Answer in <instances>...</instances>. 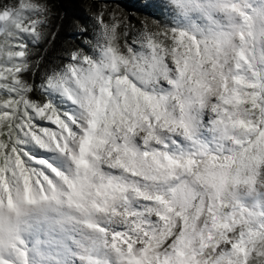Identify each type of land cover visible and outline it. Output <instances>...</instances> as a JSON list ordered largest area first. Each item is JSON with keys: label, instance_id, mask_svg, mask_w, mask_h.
I'll return each instance as SVG.
<instances>
[{"label": "snow or ice", "instance_id": "snow-or-ice-1", "mask_svg": "<svg viewBox=\"0 0 264 264\" xmlns=\"http://www.w3.org/2000/svg\"><path fill=\"white\" fill-rule=\"evenodd\" d=\"M82 8L93 39L88 25L73 29L91 54L66 42L44 82L69 114L31 97L25 76V37L44 45L43 61L67 18L53 0H0V264H87L94 232L120 264H264L256 15L226 3L231 30L200 40L150 18L135 29L108 0ZM167 8L187 23L209 11L204 0ZM21 137L63 156L67 172L21 151Z\"/></svg>", "mask_w": 264, "mask_h": 264}, {"label": "trees", "instance_id": "trees-1", "mask_svg": "<svg viewBox=\"0 0 264 264\" xmlns=\"http://www.w3.org/2000/svg\"><path fill=\"white\" fill-rule=\"evenodd\" d=\"M214 0H204L207 3L205 6L209 11L203 14L197 13V18L191 23L186 22V15L181 13L177 14L170 8L166 9L168 0H108V2L119 5L125 13L128 14V19L135 29H139L141 25V18H150L148 23L159 25L162 28L172 29L177 31H187L195 35L197 39L208 40L217 38L219 33H222V25L219 20L212 16V11L215 4ZM175 2V0H172ZM215 2H219L215 0ZM54 7L61 15L65 16L67 19L59 27V31L56 35V39L53 42V46L46 54H44L43 61L39 60V57L44 53V45L37 42V39L32 37H25V41L28 43V47L33 51V55L29 57L33 61V67L28 72L25 73L26 78L32 85V92L29 94L31 97L36 99L46 98L48 102L52 103L55 108L60 112L67 111L69 114L72 113L74 106L71 104L67 98L58 91L46 90L44 88L45 78L50 74L51 65L54 59H63L58 57L57 54L66 44V42L74 41L77 45L83 47L86 52L91 54L92 50L81 43V34L74 31L73 24L75 21H79L81 24H86L89 26V32L84 33L88 39H93V21L85 13L82 5L85 0H53ZM264 9V0H257L255 6L253 7L250 14L255 12H262ZM56 29V25H53V30ZM135 30L129 33V36L134 35ZM135 47V46H134ZM7 95V93L5 94ZM37 123L43 122L37 121ZM23 139V143L17 145L18 148L23 152L29 153L30 156L36 159L47 160L48 163L56 166L60 162L61 155L59 153L46 152L36 146L28 139ZM30 166L31 161L29 162Z\"/></svg>", "mask_w": 264, "mask_h": 264}, {"label": "rangeland", "instance_id": "rangeland-1", "mask_svg": "<svg viewBox=\"0 0 264 264\" xmlns=\"http://www.w3.org/2000/svg\"><path fill=\"white\" fill-rule=\"evenodd\" d=\"M219 2L213 1L215 4L212 11V16L219 20L222 25L223 31L218 34V37L223 35L225 32L231 30L235 24V18L230 17L228 14L223 12V7L226 3H236L239 7L243 8L247 12H251L255 6L257 0H218ZM206 6L207 3L204 2ZM256 15V52L259 56L261 54V45L264 44V9L262 12L252 13ZM53 166V165H52ZM53 167H57L61 171L67 172L68 164L64 157L61 156L60 162ZM96 222L103 225H107L110 221L107 217H96ZM109 241H106L104 235L101 233L94 232L91 234L90 240L85 248L83 255L88 258L87 264H120L119 257L109 247Z\"/></svg>", "mask_w": 264, "mask_h": 264}]
</instances>
